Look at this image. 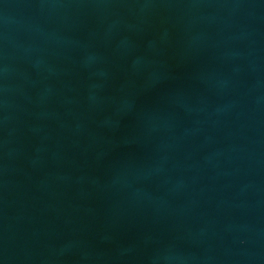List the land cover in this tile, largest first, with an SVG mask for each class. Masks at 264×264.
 I'll return each instance as SVG.
<instances>
[{
    "label": "water",
    "instance_id": "1",
    "mask_svg": "<svg viewBox=\"0 0 264 264\" xmlns=\"http://www.w3.org/2000/svg\"><path fill=\"white\" fill-rule=\"evenodd\" d=\"M0 264H264V0H0Z\"/></svg>",
    "mask_w": 264,
    "mask_h": 264
}]
</instances>
